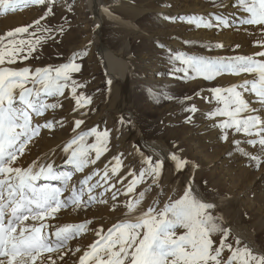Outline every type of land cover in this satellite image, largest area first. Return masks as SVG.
I'll list each match as a JSON object with an SVG mask.
<instances>
[{
	"label": "snow or ice",
	"instance_id": "snow-or-ice-1",
	"mask_svg": "<svg viewBox=\"0 0 264 264\" xmlns=\"http://www.w3.org/2000/svg\"><path fill=\"white\" fill-rule=\"evenodd\" d=\"M55 4L56 0H0V14L30 6L45 9L32 24L0 35V264H57L52 254L63 259L62 250L68 248L71 240L88 232L92 221L63 225L49 221L58 219L57 214L69 206L86 209L94 203H107L103 197L116 186L110 181L119 176L124 166L123 154H120L109 162L110 167L105 166L102 175L97 169L77 184L72 183L75 173H83L109 150L110 132L96 127L77 132L64 145L66 163L72 171H61L54 167V161L47 159L33 161L27 168L19 163L42 129L54 130L56 123H63L53 120L43 124L33 122L34 117H42L49 110L62 107L59 102L49 103L50 98L63 97L65 91L70 90L76 110L92 103L91 97L78 91L86 85L73 77L82 67L77 59L86 52L74 54L67 63L56 67L4 66L29 59L38 45L48 38L55 39L51 35L53 29L41 23L55 15ZM238 7L247 13L240 20L241 25L259 26L264 32V0H238ZM103 11L114 19L110 8L105 7ZM185 20L197 28L232 26L223 15H194ZM30 28L33 31L29 32ZM59 31L63 32V26ZM38 32L49 35L33 39ZM26 33L28 38L24 37ZM257 46L261 50L252 55L206 57L177 51L170 54L169 59L174 64V72L183 73L182 79L213 81L226 74L253 77L227 88L212 87L209 91L219 106L207 115L212 120L223 118L214 126L221 129L224 141L228 140L231 130L250 137L247 143L252 147L259 146V154L254 155L241 148L239 140L235 141L236 150L259 168L264 165V40L258 41ZM215 47L222 48L223 45ZM176 62L180 66H175ZM108 83L111 85L112 81ZM246 93L249 99L245 98ZM251 97L255 98L259 108L250 102ZM165 98L175 99L170 95ZM185 111L195 113L198 109L191 105ZM84 123L82 119L75 120L74 132ZM90 138H94L92 143H89ZM138 154L144 167L138 173L128 172L132 178L125 186L124 195L135 193L137 186L147 178H152L155 183L164 167L163 159L154 160L142 152ZM170 159L177 170L189 164L176 153H172ZM94 177L100 179L92 183ZM126 178L117 182L123 184ZM96 189L103 191L97 193ZM65 193L69 194L65 196ZM144 198L145 192H140L129 199L125 203V216L107 231L103 227L93 230L97 239L80 256L79 264H264V253H256L239 237H232L223 215L214 214L217 205L200 197L192 182L188 183L183 195L169 199L163 207L154 202L145 210L141 207ZM111 199H117L115 192ZM68 250L72 251L71 248ZM75 251L81 249L77 247Z\"/></svg>",
	"mask_w": 264,
	"mask_h": 264
},
{
	"label": "rangeland",
	"instance_id": "rangeland-1",
	"mask_svg": "<svg viewBox=\"0 0 264 264\" xmlns=\"http://www.w3.org/2000/svg\"><path fill=\"white\" fill-rule=\"evenodd\" d=\"M88 1L56 0L55 15L49 16L41 22L53 29L51 35L55 39L48 38L38 45L37 51L32 53L29 59L18 60L16 64L4 66L13 68L30 66L33 69L56 67L67 63L74 54L86 52V55L77 59L76 62L82 67L80 72L73 74V77L79 83L86 85L78 91L91 97L92 103L85 108L76 110L75 100L72 98L70 90H66L63 98H66L67 103L62 108L60 117L64 116L65 129L63 132L67 134L75 133L84 126L89 129L96 127L100 131L107 129L110 132L109 150L101 156L105 160L100 169L109 165L114 156L123 154L121 157L124 161L123 169L119 176L112 177L110 182L115 183L116 186L113 189L119 195L115 208L122 209L126 214L125 203L133 196H138L140 192H145V198L141 205L143 209L146 210L154 202H158L159 206L163 207L169 199H178L183 195L188 185L187 177H189L201 191L202 194L198 193L200 197L217 203L214 214H221L220 210L229 201V204L234 207L240 203L239 207L243 209L245 215L240 222L235 220V223L237 221L238 224H243L249 233L247 235L264 251V179H262L264 177L261 172L263 165L257 168L254 161L241 155L236 150L235 141L239 140L240 147L254 155L259 154V146L252 147L247 143V140L251 139L250 137L236 134L231 130L228 140L224 141L221 138V129L214 126L223 118L217 117L212 120L207 115L219 106L209 90L212 87H230L234 85L232 79H238L240 76L226 74L213 81L202 78L182 79L183 73H175L174 64L169 59L170 54L181 52V50L173 48L180 41L179 32H172L168 29L169 33L167 29L157 23L156 12L159 9L170 8L178 12L186 10L185 8L190 5V2L195 0H103L106 5L109 4L114 19L108 17L112 23L104 22L105 24L102 25L98 33L94 30L95 23L88 22L84 14L85 4ZM200 1L214 5L219 0ZM42 10L45 11V9ZM137 11L141 14H137ZM2 15L6 14L0 16ZM41 15L32 18L24 26L32 24ZM179 21L190 32L201 29L200 31L205 33L212 32V34L223 35L226 31L224 29V32L219 30L220 32L214 33V28L200 27L198 29L194 24L187 23L185 18ZM61 26H63L62 33L59 31ZM128 28L133 35H129L125 48L123 36ZM11 30L14 29L5 31L7 33ZM31 31L33 29L30 28L29 32ZM0 35L4 34L0 33ZM48 35L45 32H38L33 39ZM24 37L28 38V34H24ZM97 41L100 42V46L118 52L128 67L126 77L128 76L127 81L131 85L128 110L132 115L118 109L119 94L115 90L114 84L111 83L112 86L108 83L107 70L96 50ZM169 44H173V47H169ZM208 50V48L205 49L206 53H203V56L213 57V51ZM222 57L230 56L223 55ZM175 66H180L179 62H176ZM246 75L242 74L241 76ZM168 95L175 99H166L165 96ZM187 97H191V99H185ZM210 99L211 102H209ZM191 105H195L198 111L195 113L185 111ZM77 111H83V114ZM80 114L82 120L87 115L84 119L85 123L74 132L75 120L81 119ZM67 116L70 117L67 118ZM189 117H191V122H188ZM93 139L90 138L89 143H92ZM147 141L163 144L171 154L176 153L189 161V164L185 166L182 173L180 170L176 171L164 160L161 177L159 176L155 183L152 178H147L145 182L137 186L135 193L124 195L125 186L132 178L128 176V172L134 170L138 173L144 167L137 152L152 156L154 160L161 159L151 152L149 147H146L145 142ZM92 155L94 156V153ZM193 165L198 167L194 168ZM257 174L260 178L257 177ZM123 177H127L124 179V183H118L117 181ZM113 189L112 193H114ZM223 217L228 220L226 216L223 215ZM110 219L108 228L116 223L114 222L116 217H110ZM225 226L227 227V224ZM100 227L106 231L108 229L103 225ZM91 228L99 229L97 225H92ZM232 237L238 236L232 232ZM216 239L218 240L219 236ZM241 240L247 243L243 239Z\"/></svg>",
	"mask_w": 264,
	"mask_h": 264
},
{
	"label": "bare ground",
	"instance_id": "bare-ground-1",
	"mask_svg": "<svg viewBox=\"0 0 264 264\" xmlns=\"http://www.w3.org/2000/svg\"><path fill=\"white\" fill-rule=\"evenodd\" d=\"M105 7L109 8V4L106 5V3L103 0H89L85 4L84 14L88 22L93 21L95 23V24L93 23L94 30L95 32L97 31V33L100 32L102 25L105 24L104 22L112 23V21L108 19L109 16H107L103 11ZM184 8H185V5H184ZM42 9L39 6H30V7L24 8L23 10L16 11V12H9L6 15L0 16V33L5 34L6 33L5 30L15 29L17 26L19 27V26H24L28 24V22L32 20V18H35L43 14L44 11ZM185 9L186 10H182L178 12H176L177 10L173 11L170 8H161L159 9V11L156 10L157 11L156 19H157L158 25H160L161 27L167 30L169 29L172 32L173 31L179 32L180 41L176 43L175 47H173L174 42L173 44H169L168 45L169 47L171 48L173 47L175 49L177 48L178 50H181V52L187 53L189 55H198V56H203L207 52V50L205 52V49L208 48L209 50L213 51L212 53V55H214L213 57L223 56V55H227V56L252 55L253 53L261 50L257 46V42L264 40V32L261 31L259 26L253 27V25H241L239 23L241 19L247 16V13L243 12L238 7V0H219L214 5H211L208 3L205 4L201 2L200 0H195V1L190 2V5ZM137 14H139V11H137ZM190 15L205 16V17L223 15L226 18H228L232 26L213 27L215 29L214 33H217L219 30H221V32H224L226 30L225 34L223 35H219V33L218 35L212 34V32L205 33L203 31H200L201 29L190 32L187 30V27H185V25L180 23L179 21L180 19H184ZM169 17H171V19H168ZM97 25H99V27H97ZM129 29L130 28L126 30L123 36V39L125 38V46H124L125 48L128 43V39L130 37L129 35L130 34L133 35V33H131ZM99 43L100 42L98 41L96 42L97 44L96 50H97V53L99 54L98 56L101 62L104 64L105 69L107 70V73H108L107 75H108L109 80L112 81V84H114L115 90L119 94V106H118L119 108L118 109L125 111L129 115H132L131 111L128 110V106L130 103L129 95L131 94L130 92L131 85L128 84V81H127L128 76L126 77V74L128 73V67L126 63L123 61V59L120 57V54L118 52L111 51L109 48H104L103 46H100ZM217 44H222L223 47L222 48L215 47V45ZM206 45H210L212 47H207ZM237 45H239V47H237ZM246 76H240V78L232 79V81H234L233 82L234 84H240L245 80V77L246 79L253 78L252 76H249V75H246ZM115 95L117 96V94ZM245 98L249 99V94L246 93ZM57 102L62 104L61 109L57 108L56 110H49L42 117H34L33 122L43 124L48 120H53V121H62L63 122L62 125L60 123H56L54 130H49L46 128L41 130L40 135L34 138L32 143H30L28 148L26 149L24 155L20 157L19 163L22 167L27 168L33 163V161L39 160L43 162L45 159H47L48 162L54 161L55 162L54 167L58 168L61 171H72L71 167L68 166L66 163V157L63 152V147L69 140L72 139V137L77 132L87 131L89 130V127L84 126L82 129L76 131L75 133H72L71 131L72 134L64 133L63 132L65 129L64 128L65 121H63L64 116L60 117V115H61V110L64 107V105H66L67 101L65 97L49 99V103H57ZM250 102L253 104L254 107L256 108L260 107L259 104L255 103L254 97H251ZM116 103L118 102L116 101ZM69 104H70V101H69ZM115 106L117 107V105ZM57 110L59 111L57 112ZM77 112H81V111H77ZM71 113L73 114V111ZM81 113L83 114V111ZM69 117L70 116H67V118ZM71 117H73V115ZM80 117L82 119V115ZM145 145L146 147H149V150L153 152L157 157H160L161 159L168 162L172 168H174L176 171L179 172V170H177L175 166V162H173L170 159L171 153L167 150L166 146L156 141H147L145 142ZM104 160L105 159L102 157L94 165H90L89 167H87L83 173H75L72 178V183L77 184L78 181L84 178V176L91 174L97 169L100 170L101 175H102L104 167L103 169H100V166L103 164ZM182 170H180V172H182ZM261 172L264 177V165L261 168ZM257 177H259V174H257ZM99 179L100 177H94L92 183H95L96 180H99ZM187 180H188V183L192 182V180H190L189 177H187ZM53 183L58 185L59 182H53ZM193 188L197 193L202 194L199 188L196 185H194V183H193ZM102 191L103 189H96L97 193L102 192ZM68 194L69 193H65V196H67ZM111 196H112V192L111 191L107 192L105 196L103 197V199L107 200V203H94L90 205L89 207H87L86 209H74L73 207L69 206L66 209H62L57 214L58 219L49 221L51 224H57V225L78 224L86 220L92 221V224L89 225L88 232L84 233L83 235L69 242L68 248H71L72 251H69L68 248H65L62 250V252L64 253L63 259H59L55 254H52L53 259L57 260V264H79L80 256H82L83 252L88 250L89 245H91L95 241V239H97L95 232L93 231L91 226L97 225L98 228H101L100 226L103 225L107 227L109 226L108 224L110 223L109 221L110 217L111 218L116 217V221L114 222L118 223L120 219L125 216V214L123 213L124 211H122L121 208H120L121 210H118V208H115L116 207L115 204L119 200V195L117 194L116 200H112ZM86 198L87 197H85V199ZM224 203H228V202H224ZM229 203L223 206L222 207L223 209L220 210L221 214L226 216V218L228 219L226 220L227 227H229L231 231L234 234H236L239 238L246 241L247 244L256 253H264V251L257 246L254 240L251 239V237L247 235L249 233L245 230L246 228L243 226V224H238L237 221H236L237 224L235 223V220H239L240 222V220H242V218L245 215L243 209L239 207L240 203H238V206H237L238 208L234 207L233 205ZM234 203H235V200H234ZM218 209H220V207H218ZM105 219L108 221L107 223L104 222L106 221ZM28 223H32V222L29 221ZM77 247L81 249L80 252L75 251Z\"/></svg>",
	"mask_w": 264,
	"mask_h": 264
}]
</instances>
